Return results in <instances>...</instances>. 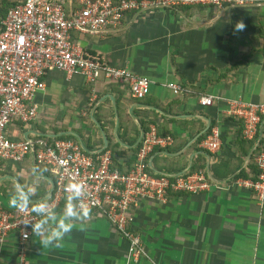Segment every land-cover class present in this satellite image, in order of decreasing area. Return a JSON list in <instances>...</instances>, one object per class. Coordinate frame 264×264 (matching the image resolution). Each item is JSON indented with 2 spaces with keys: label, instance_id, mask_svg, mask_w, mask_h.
Segmentation results:
<instances>
[{
  "label": "crops",
  "instance_id": "crops-1",
  "mask_svg": "<svg viewBox=\"0 0 264 264\" xmlns=\"http://www.w3.org/2000/svg\"><path fill=\"white\" fill-rule=\"evenodd\" d=\"M0 1L12 5L18 0ZM61 1L67 12L79 7V0ZM190 7L189 14L177 9L128 13L120 27L99 34L73 32L85 54L152 79L144 98L132 97L126 83L101 77L90 84L54 69L29 102L37 107L36 118L14 120L7 135L72 139L88 152L110 151L115 166L126 171L143 123H154L173 142L151 154L150 169L180 174L196 164L204 168L211 188L198 194L172 192L165 203L141 199L132 227L144 252L135 258L127 238L90 210L87 216L78 211L59 247L42 246L31 231L26 264H264V203L245 184L250 178L238 176L261 141L264 145V117L248 149V141L240 139L242 120L225 112L227 98L264 101V6ZM169 82L183 90L174 94ZM204 94L216 97L213 105L199 103ZM213 128L221 137L217 151L202 143ZM54 177L32 152L19 162L0 158V205L17 208L10 204L17 181L36 189L31 209L40 201L52 205ZM65 203L66 196L54 205L56 211L63 212ZM17 240L12 234L0 247V264L16 263Z\"/></svg>",
  "mask_w": 264,
  "mask_h": 264
},
{
  "label": "built area",
  "instance_id": "built-area-1",
  "mask_svg": "<svg viewBox=\"0 0 264 264\" xmlns=\"http://www.w3.org/2000/svg\"><path fill=\"white\" fill-rule=\"evenodd\" d=\"M184 6L217 9L264 6V0H79V7L71 12L66 11L61 0H19L9 7L5 17L0 16V158L19 162L32 152L36 163L52 169L55 173L53 206L67 196L69 184L82 183L86 194L81 201L74 202L77 211H95L112 223L129 241L131 258L144 252L140 235L132 227L134 210L141 199L165 203L172 192L198 194L212 186L203 172L167 174L150 169L151 154L157 148L171 145L172 137L159 134L157 126L150 123L132 166L122 171L112 165L110 151L88 152L68 138L12 139L7 135V127L17 119L28 123L36 118L37 107L29 102L37 91L45 88L43 76L54 69L64 71L68 77L80 75L90 84L101 77L126 83L132 97L144 98L154 83L152 79L85 54L74 40L73 32L99 34L120 27L128 13ZM167 86L174 94L183 90L176 82H169ZM215 98L204 94L199 97V103L211 106ZM225 101L227 115L242 120V136L255 139L264 117V101L255 103L241 98ZM202 143L208 150H219V130L213 128ZM254 161L258 177L245 184L263 204L264 149L256 154ZM38 218L29 206L27 210L17 207L10 211L0 205V247L10 235L17 236L15 264H26L32 231L22 222H37Z\"/></svg>",
  "mask_w": 264,
  "mask_h": 264
},
{
  "label": "clouds",
  "instance_id": "clouds-1",
  "mask_svg": "<svg viewBox=\"0 0 264 264\" xmlns=\"http://www.w3.org/2000/svg\"><path fill=\"white\" fill-rule=\"evenodd\" d=\"M243 23H238L236 28L243 30ZM36 189L31 186L20 184L17 181L16 192L10 199L13 207H19L27 210L31 203V197ZM66 203L63 212H57L55 207L46 201H40L32 207L31 211L40 219L37 222L31 220L22 222L26 226H30L32 233L39 236L42 246H60L65 236L70 233L74 227V221L80 217L74 202L81 201L85 196V188L82 183L73 182L67 188ZM88 213L85 212L84 216Z\"/></svg>",
  "mask_w": 264,
  "mask_h": 264
},
{
  "label": "trees",
  "instance_id": "trees-1",
  "mask_svg": "<svg viewBox=\"0 0 264 264\" xmlns=\"http://www.w3.org/2000/svg\"><path fill=\"white\" fill-rule=\"evenodd\" d=\"M19 1V0H18ZM17 1V2H18ZM16 2V3H17ZM15 4V3H14ZM13 5V4H12ZM11 5H8V3H6V2H4V1H0V16L1 17H5V15H6V13H7V11H8V9H9V7H10ZM192 7H190V6H184V7H179V8H177V10H181V11H185V12H190V9H191ZM142 128H143V130L144 131H146L147 129H148V125H146V123H143V126H142ZM64 138V137H63ZM240 139H241V141L243 140V141H248V146H247V148L249 149L251 146H252V144H253V140H247V139H245L242 135H240ZM138 147H139V145L135 148V151H137L138 150ZM264 148V145H263V142L261 141V143L257 146V148L254 150V152H253V154H252V156H251V158H250V161H249V163H248V167L247 168H245V169H243L241 172H240V174L238 175V176H243V177H245V178H250V180H256L257 179V177H258V168H257V165H256V163H255V161H254V158H255V156H256V154L259 152V151H261L262 149ZM246 153H247V149H246V151H245ZM112 165L114 166V167H117V166H115V164L113 163V161H112ZM231 170L232 171H234L233 169H229L228 170V172H231ZM124 171V170H123ZM189 172H203V173H205V170H204V168L202 167V166H198V165H194L191 169H190V171Z\"/></svg>",
  "mask_w": 264,
  "mask_h": 264
},
{
  "label": "rangeland",
  "instance_id": "rangeland-1",
  "mask_svg": "<svg viewBox=\"0 0 264 264\" xmlns=\"http://www.w3.org/2000/svg\"><path fill=\"white\" fill-rule=\"evenodd\" d=\"M189 13H190V12H188V14H189ZM192 13L195 14V15L198 14V12H194V11H193Z\"/></svg>",
  "mask_w": 264,
  "mask_h": 264
}]
</instances>
